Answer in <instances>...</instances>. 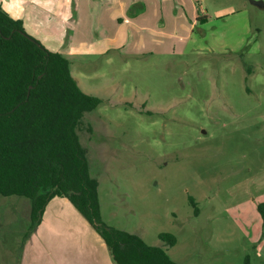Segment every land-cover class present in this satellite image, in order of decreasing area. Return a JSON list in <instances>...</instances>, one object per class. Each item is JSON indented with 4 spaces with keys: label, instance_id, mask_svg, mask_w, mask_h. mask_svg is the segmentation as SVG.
<instances>
[{
    "label": "rangeland",
    "instance_id": "obj_1",
    "mask_svg": "<svg viewBox=\"0 0 264 264\" xmlns=\"http://www.w3.org/2000/svg\"><path fill=\"white\" fill-rule=\"evenodd\" d=\"M34 1L0 5L23 4L12 15L25 32L66 56L81 90L101 99L77 134L102 220L178 264H264V8L70 0L58 13L65 0ZM60 13L70 25L58 39ZM27 203L0 194V221Z\"/></svg>",
    "mask_w": 264,
    "mask_h": 264
},
{
    "label": "trees",
    "instance_id": "obj_2",
    "mask_svg": "<svg viewBox=\"0 0 264 264\" xmlns=\"http://www.w3.org/2000/svg\"><path fill=\"white\" fill-rule=\"evenodd\" d=\"M100 102L81 90L66 56L33 39L0 5V194L28 198L32 226L50 199L67 198L100 234L115 264H178L162 247L101 218L98 181L77 134L84 113ZM259 210L264 217V203ZM159 238L176 243L167 232Z\"/></svg>",
    "mask_w": 264,
    "mask_h": 264
},
{
    "label": "crops",
    "instance_id": "obj_3",
    "mask_svg": "<svg viewBox=\"0 0 264 264\" xmlns=\"http://www.w3.org/2000/svg\"><path fill=\"white\" fill-rule=\"evenodd\" d=\"M43 1L35 0L30 6L41 8L45 5ZM69 3L70 0H65L58 5L57 12L65 10ZM21 6L25 8L23 4ZM7 7L6 11L12 17L15 16L13 13L23 12L20 4ZM59 17L52 30H56L61 39L65 36L63 27L67 17L61 13ZM21 20L25 24L24 19ZM38 24L43 22L39 19ZM23 206L22 211L16 210L11 215L8 212L5 221H0V264H115L100 234L67 198L55 196L50 199L39 223L34 226L31 224V203ZM16 212L22 220L20 227L14 224Z\"/></svg>",
    "mask_w": 264,
    "mask_h": 264
},
{
    "label": "water",
    "instance_id": "obj_4",
    "mask_svg": "<svg viewBox=\"0 0 264 264\" xmlns=\"http://www.w3.org/2000/svg\"><path fill=\"white\" fill-rule=\"evenodd\" d=\"M250 4L257 6L259 8H264V0H248Z\"/></svg>",
    "mask_w": 264,
    "mask_h": 264
}]
</instances>
